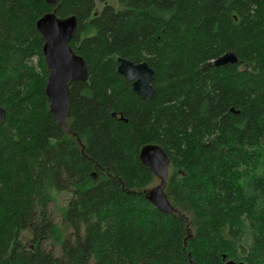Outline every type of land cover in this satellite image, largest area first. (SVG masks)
Returning a JSON list of instances; mask_svg holds the SVG:
<instances>
[{"label": "trees", "instance_id": "16d2710c", "mask_svg": "<svg viewBox=\"0 0 264 264\" xmlns=\"http://www.w3.org/2000/svg\"><path fill=\"white\" fill-rule=\"evenodd\" d=\"M118 3L59 1L89 69L67 132L37 29L56 7L0 0V264H264V0ZM227 53L238 62L215 66ZM119 58L155 71L152 99ZM149 145L170 159L173 213L148 199ZM63 194L67 235L50 211Z\"/></svg>", "mask_w": 264, "mask_h": 264}, {"label": "water", "instance_id": "95a60500", "mask_svg": "<svg viewBox=\"0 0 264 264\" xmlns=\"http://www.w3.org/2000/svg\"><path fill=\"white\" fill-rule=\"evenodd\" d=\"M60 0H46L47 4L56 9L45 14L38 22L37 29L45 40L43 54L49 70L46 95L50 102V109L57 118L58 124L69 132L67 121L71 115L70 88L74 82L87 81L89 69L84 59L76 54L70 46L75 38L78 21L76 16L59 18L57 10ZM238 58L234 53H227L218 58L214 65L217 67L236 64ZM118 73L132 83L135 94L142 99H152L155 96L153 82L155 71L146 62H134L119 58ZM0 120L6 121V111L0 106ZM143 163L152 174L161 180L160 186L148 192V199L161 213H173L165 188L169 178L170 159L164 150L157 145H149L142 149L140 155ZM224 264H244L234 260H225Z\"/></svg>", "mask_w": 264, "mask_h": 264}, {"label": "rangeland", "instance_id": "374dc122", "mask_svg": "<svg viewBox=\"0 0 264 264\" xmlns=\"http://www.w3.org/2000/svg\"><path fill=\"white\" fill-rule=\"evenodd\" d=\"M107 2L110 5H114L116 7H119L118 0H107ZM102 7H103V5L98 3V6H97L98 11H100L102 9ZM169 173L171 174V170ZM160 184H161V180L159 178H156L154 183L148 188V190L149 191L155 190L160 186ZM68 199H69V194H63L60 197L58 204H56V205L52 204L50 206V211H51V214L53 216V219H54L55 223L58 224L59 229H60V233L62 235H67L70 233V229H69L68 225L63 221V216H62L63 209H64ZM25 242L29 243L28 238H25ZM45 248L49 249V248H51V245L47 244V246H45ZM54 250L56 253L60 252V250L57 247H55Z\"/></svg>", "mask_w": 264, "mask_h": 264}]
</instances>
